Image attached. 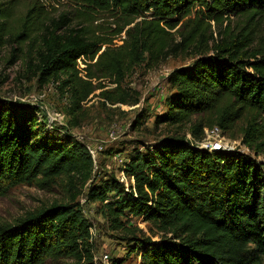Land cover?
I'll list each match as a JSON object with an SVG mask.
<instances>
[{
	"label": "trees",
	"instance_id": "obj_1",
	"mask_svg": "<svg viewBox=\"0 0 264 264\" xmlns=\"http://www.w3.org/2000/svg\"><path fill=\"white\" fill-rule=\"evenodd\" d=\"M8 1L0 8V48L18 2ZM58 1L75 7L77 26L69 13L46 25L45 6L35 2L13 37L30 42L28 70L39 83L61 82L70 94L76 126L95 91L124 103L122 86L135 70L192 60L168 76L165 111L155 117L156 130L172 132L128 165L127 188L112 177L110 188L122 195L108 205L111 229L134 243L141 264H264V165L238 151L194 144L215 127L237 139L240 124L241 144L264 156V0ZM99 15L108 16V27L87 26ZM40 33L36 49L30 40ZM105 81L116 88L106 89ZM38 114L28 104L0 101V195L63 177L71 199L1 225L0 264H95L91 225L76 203L93 177L91 157ZM103 195L89 194L93 201ZM127 212L149 223L153 236L127 227Z\"/></svg>",
	"mask_w": 264,
	"mask_h": 264
},
{
	"label": "rangeland",
	"instance_id": "obj_2",
	"mask_svg": "<svg viewBox=\"0 0 264 264\" xmlns=\"http://www.w3.org/2000/svg\"><path fill=\"white\" fill-rule=\"evenodd\" d=\"M35 2L45 6L43 16L47 18L46 25L65 13L71 14L73 26L80 23V20L76 19L75 7L67 3L58 0H18L10 21L9 35L5 45L0 48V101L33 106L39 110V119L50 130L57 131L60 135L67 136L71 141L80 144L91 157L93 177L76 203L80 205L84 218L91 225L94 263L141 264L140 257L131 251L134 243L127 241L123 233L115 232L110 227L108 205L119 201L122 195L115 187L110 188L111 180L114 177L127 188L132 182L128 165L139 153L144 152L146 147L158 143L172 132L165 127L156 130L155 117L165 111V98L169 95L168 76L177 68L191 65L192 60L169 59L155 70L143 68L135 70L122 86L126 94L124 103L111 104L101 96L103 90L95 91L83 103L82 111L77 117L79 124L76 126L69 115L70 94L67 90L61 89V82L40 84L28 70L31 54L34 53L30 52V42L18 44L14 41L13 36L21 29L22 18ZM8 6V0H0L1 9ZM109 22L111 20L108 16L99 15L94 26H87L98 30L96 27H108ZM236 24L237 22H234L233 27ZM80 27H85V24ZM40 37L41 33L35 34L30 40L35 44L36 49ZM80 66L82 69L85 68L84 65ZM85 76L86 74L82 72V77L86 78ZM103 83L108 86L107 81ZM94 84L97 86L99 82ZM115 88L108 86L106 89ZM55 114H61L57 117V121L53 120ZM141 114L143 119L136 123ZM240 131L241 125L238 124L235 130L237 139L224 135L226 145L229 146L227 152L238 151L264 165L263 155L254 154L241 144ZM188 138L191 136L188 135ZM66 182L65 178L60 177L48 187L19 185L0 195V226L14 225L26 214L53 204L68 203L71 198ZM96 189L104 191V195L93 201L89 194ZM122 220L127 227L140 230L146 237L153 236L155 229L143 219L133 217L127 212ZM73 262L70 259L47 260L44 264Z\"/></svg>",
	"mask_w": 264,
	"mask_h": 264
},
{
	"label": "built area",
	"instance_id": "obj_3",
	"mask_svg": "<svg viewBox=\"0 0 264 264\" xmlns=\"http://www.w3.org/2000/svg\"><path fill=\"white\" fill-rule=\"evenodd\" d=\"M60 115L55 114L53 120L57 121V117H60ZM205 133L206 138H204L203 141L194 143L198 148L210 152L227 151L229 149V146L226 145L225 136L218 127H215L211 130L206 129Z\"/></svg>",
	"mask_w": 264,
	"mask_h": 264
}]
</instances>
